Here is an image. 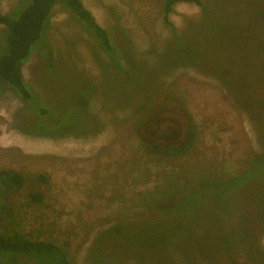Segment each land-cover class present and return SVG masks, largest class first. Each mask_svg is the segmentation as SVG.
I'll return each instance as SVG.
<instances>
[{"label":"rangeland","instance_id":"obj_1","mask_svg":"<svg viewBox=\"0 0 264 264\" xmlns=\"http://www.w3.org/2000/svg\"><path fill=\"white\" fill-rule=\"evenodd\" d=\"M18 2L0 0V13ZM82 2L133 67L132 80L110 57L106 64L61 6L53 9L46 52L21 67L54 114L42 118L44 137L31 135L36 126L20 100L0 93V173L25 178L8 194L0 182V233L53 241L71 264H253L244 256L264 254V174L238 190L222 183L230 190L225 199L206 193L174 240L178 214L156 212L154 202L173 181L170 197L238 178L256 156L264 161V0H203L205 18L199 6L180 3L168 17L172 28L160 0ZM159 111L182 123L169 142L188 145L178 158L150 154L139 136ZM154 121L144 133L150 143L161 141L153 138ZM31 193H42V202ZM182 199L159 203L168 209ZM125 222L124 232L109 234Z\"/></svg>","mask_w":264,"mask_h":264},{"label":"trees","instance_id":"obj_2","mask_svg":"<svg viewBox=\"0 0 264 264\" xmlns=\"http://www.w3.org/2000/svg\"><path fill=\"white\" fill-rule=\"evenodd\" d=\"M160 1L164 8V21L166 25L171 28L172 26L168 21V17L174 12V7L177 4H195L202 9L204 18L209 14L207 13L209 8L204 4L203 0ZM56 6H61L63 10L69 14L70 18L78 22L83 30L90 35L95 41L99 52L102 51L105 54L107 60L106 64L110 66L108 63L110 58L113 59L115 63L117 62L115 65L120 68L118 73H121V77H126L127 81L130 82L132 80V73L134 72L133 67L122 60L119 47L114 44L109 32L97 23L93 14L85 7L82 0H19L16 8L12 12L8 14L0 13V26L3 27L0 36V93L10 91L20 100L27 115H32V118L30 117V120L34 121L32 127L33 125L36 126V129L32 130L33 133H31V135L40 138L44 137L41 136L43 133L42 128L44 129L45 125L42 118L48 115L54 116V114L43 102V99H40L39 93L35 92L32 87L26 83L21 67L30 60L34 52H46L44 41L45 30L51 19L52 11ZM183 36L184 35L180 37L175 36V39L180 40ZM45 61L46 65L50 67L49 56H45ZM123 64L126 66L124 67ZM160 117V111L148 117L143 123L144 126L140 129L141 133L139 136L147 141L146 147L150 154L160 155L166 159L178 158L183 155V150L187 149L188 145L184 144L178 146L166 142L150 143L149 140L152 138L144 134L147 125L154 120V125H156L157 119ZM188 122L190 124L191 120L188 119ZM190 125L194 132L195 127L192 123ZM101 129L102 126H98L94 131L100 132ZM262 156L263 155L256 156L255 159L252 160L251 167L238 178L229 179L220 183H211L209 186L200 184L196 190L191 189L187 192L183 189L178 193H174L172 197L168 196L167 193L178 189L177 182L173 181L169 183L168 186L163 187L164 189H161V193L164 194V201L159 200V202L166 203L170 199H175L177 196H183L182 200L168 209L162 207V203L156 200L154 202L156 212L164 211L167 214L168 211L173 210L178 214L175 229L171 230L168 239L174 240L185 232L190 223L191 211L194 210L198 204L206 201V193L213 194L218 197V199H221V197L225 199L230 190H223L225 187H222V185H224L222 183L229 184L234 182V185L231 186V190H238V188L258 180V178L264 174V161ZM36 179L41 183H46L48 180L43 175H39ZM0 182H3L5 192L8 194L9 191L14 192L20 190L25 183V178L23 175L14 171H5L0 173ZM30 199L34 203H41L43 195L42 193H31ZM159 207L161 208L159 209ZM4 209L3 206H1V211ZM161 218H163V216L160 217V219ZM155 219L158 220V218ZM2 221L3 217L0 216V223ZM127 228V222L116 224L114 227H111L109 234L117 236ZM244 259L253 264H264V254H257L255 251L247 252ZM89 263L95 264L94 261ZM0 264H71V261L66 250L53 241L33 240L24 234L17 232L9 233L3 230V232L0 233Z\"/></svg>","mask_w":264,"mask_h":264},{"label":"flooded vegetation","instance_id":"obj_3","mask_svg":"<svg viewBox=\"0 0 264 264\" xmlns=\"http://www.w3.org/2000/svg\"><path fill=\"white\" fill-rule=\"evenodd\" d=\"M181 129L182 123L178 119L163 116L160 117L151 132L155 139L161 140L160 142L169 143L176 136L177 132L181 133ZM179 136L180 135H178V137Z\"/></svg>","mask_w":264,"mask_h":264}]
</instances>
